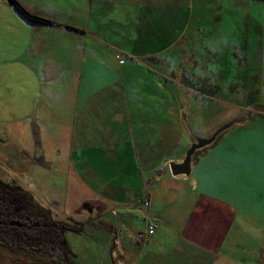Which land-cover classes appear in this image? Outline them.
I'll return each mask as SVG.
<instances>
[{
    "label": "crops",
    "instance_id": "crops-1",
    "mask_svg": "<svg viewBox=\"0 0 264 264\" xmlns=\"http://www.w3.org/2000/svg\"><path fill=\"white\" fill-rule=\"evenodd\" d=\"M18 1L33 14L61 25L44 26L32 23L21 16L12 3L0 0L2 9L0 16L4 18L0 19L3 23L2 26L0 24V49H14L13 46L17 45L19 50L17 57L21 58L32 46L39 52L54 51L60 46L58 42L64 38L73 41L75 40L73 35H86L98 41L97 47L90 49L91 54L88 59L80 58L79 64L70 63L66 66L80 67L88 63L96 66L95 58L103 55L105 46V51L111 52L113 43L109 39V12L108 16L106 13L109 5L115 0H76L74 5L65 9L63 6L66 0ZM128 1L141 2L149 8H152L151 4L158 3V0ZM6 9L10 10L11 23L5 20L8 19L4 13ZM154 15L148 13L149 20L157 23ZM65 18H69L70 23H63ZM131 20L141 33L142 26L137 24L136 18ZM79 40L82 44L88 43L85 39ZM133 44L129 48L120 47L119 44L113 47L134 58L137 52H143L145 55L150 52L136 50ZM71 45L74 47L71 51L74 52L82 47L79 42ZM245 45L247 46V43ZM83 55L85 56L86 53ZM101 63V67H105L104 58ZM50 66L62 67L60 64ZM92 66L88 67L94 68ZM125 67L126 62L123 61L119 65L120 74L113 81L119 80L121 83L118 91L102 90L107 89L112 83L111 77L105 74L106 72L102 74L104 84L100 85L101 88L97 91L92 90V87L80 90V85L77 84H80L85 74L74 70H70L63 77L61 68L47 75L45 81L41 80L42 84L36 91L37 94L35 93L34 101L39 108L38 116L48 123L45 128L42 125L39 127L38 141L42 153L34 155L38 158L40 156L43 162L48 163L54 158L48 157L49 153L45 148H60L56 158L58 166L68 167V170L74 162L102 163L104 167L99 168V172L93 165V169L88 166L87 171L85 170L88 179H92L98 175L105 178L112 173L113 168L105 167L104 163L108 162L106 155L108 158L119 159L121 158L118 156L121 152L119 147L130 149L132 157L125 155L121 159L122 165L116 170L121 182L117 187L124 193H132L133 188H139L140 195L143 196L137 203L126 199L130 195L118 202L115 200L107 202L106 199L98 197L97 192L91 189L92 185L88 181L85 182L86 179L84 181L81 174L78 177L81 181L77 180L87 190L88 196L96 195L99 198L86 197L83 200L90 202L87 203L91 207L89 211H94L97 206V212L102 214V211L108 209L110 205L122 206V210L112 208L109 221L102 222V226L113 235L111 254H114L113 258H118L117 264L121 261L127 264L128 252L124 244L126 236L130 234L128 230H123L124 226L119 223L122 218H127L124 213H129L132 217L133 229L129 225L130 218H127V225L132 230L135 241L137 232H146L150 223L155 224V230L146 236L142 246L145 243L152 244V248H157L158 252L164 254L157 264H199V261L202 264H216L217 259L219 260L217 264H237L236 258L239 257L237 250L259 255L258 258L262 257L264 260V104L256 106L260 109H250L252 104L243 107L246 112L250 110V116L226 130L213 144L201 149L194 157L192 172L188 177H176L170 172L169 164L180 161L183 156L182 150L190 143L188 132L181 124L180 115L183 116V110L177 109L176 112V108L171 107L163 117H160L157 91L149 90L147 85L146 91L142 88L139 89L140 91L134 90L132 87L128 91L123 75ZM261 73L262 71L257 73V81H252L264 84V72L263 75H260ZM68 76V82L61 85L60 77ZM86 76L89 82V72ZM90 82H93V77ZM134 82V87L136 84H139V88L144 86L142 78L141 81L134 80ZM44 83L48 85L44 86ZM49 83L54 86H49ZM249 88L247 82L244 92L248 93ZM254 92L255 84L250 92L251 97ZM105 102L107 106L108 104L111 106L106 107ZM137 107L140 109H136ZM183 108L188 113L190 128L194 131L198 130L200 127L195 128L191 124L189 104L185 103ZM68 109L69 113H65ZM30 111L25 115L30 117L34 110ZM160 119L168 126L162 128ZM251 119L253 122L250 123ZM19 130L24 132L21 125ZM93 130L95 134L91 136ZM160 143H165L170 148L161 160L157 158L155 152V148ZM126 165L131 169L130 172L126 171ZM67 174L69 175L70 172ZM132 175L136 179V184L131 182ZM68 180L66 178V181ZM146 200H149L148 207L144 205ZM75 210L78 211L77 207ZM86 218L90 217L86 216L81 221ZM136 218L139 220L137 221ZM256 227L263 230L258 246L238 247V239L242 232L246 231L249 232L247 234L252 233L256 236L258 234Z\"/></svg>",
    "mask_w": 264,
    "mask_h": 264
},
{
    "label": "rangeland",
    "instance_id": "rangeland-1",
    "mask_svg": "<svg viewBox=\"0 0 264 264\" xmlns=\"http://www.w3.org/2000/svg\"><path fill=\"white\" fill-rule=\"evenodd\" d=\"M7 1L10 3L9 0ZM75 1L66 0L63 8L74 5ZM12 6L14 7L13 4ZM151 7L141 2L131 3L128 0H115L109 5L106 15L108 16L109 12V39L113 44L110 48L111 52H106L105 46L103 55L95 58L96 66H92V63L87 64L94 68H89L87 65L66 66L70 63L79 64L80 58L88 59L91 54L90 49L97 47L98 41L86 35H73L72 37L75 38L73 41L64 38L58 42L60 46L54 51L39 52L32 46L21 58L17 57L19 52L17 45L13 46L14 49H0V152H2L0 179L14 180L22 188L27 189L36 200L51 210L57 220L80 221L84 224L81 232L69 230L65 232V240L73 264L118 263V258H113L114 254H111L113 235L102 226V222L109 221L112 208L122 210V206L110 205L100 214L97 212V206L94 211L83 207V204L90 203L83 201L86 197L118 202L130 195L126 199L137 203L143 195H140L137 187L132 189V193H124L117 187L121 182L116 170L122 165L121 159L125 155L132 157L129 148L119 147L121 151L118 155L121 157L119 159L108 158L106 155L108 162L104 163L105 167L113 170L105 178L98 175L88 179L85 175L88 166L93 169V165L99 172V168L104 167L102 163L74 162L70 170L68 167L58 166L56 158L60 148H45L49 153L48 157L54 158L51 162H41L36 159L38 157L34 154L42 153L38 141L39 127L42 125L45 128L48 123L38 116L39 108L34 101L35 93L42 84L41 80L45 81L47 75L61 68L63 77L70 70H74L85 74L80 84H77L80 85V90L92 87V90L97 91L101 88L100 85L104 84L102 74L106 72L105 74L111 77L112 83L107 89L102 90L118 91L121 83L119 80L113 81L120 74L119 65L125 61L123 75L128 91L131 87L134 90L142 88L146 91V85L149 90H156L160 117H163L171 107H175L176 112L177 109L184 110V104L188 103L191 108V124L195 128L200 127L195 131L203 134L210 133L208 132L210 129L234 118L246 119L250 116V110L246 112L243 107L249 104H252L249 105L250 109H260L256 108L257 104H264V84L253 82L257 81V73L264 72V0H158V3L151 4ZM9 11L6 9L4 13L8 18L5 20L10 22ZM148 13L155 14L157 23L149 20ZM134 18L137 24L142 26L141 33L135 28L136 24L132 23L131 19ZM63 21L70 23L71 20L65 18ZM0 24L2 26V21ZM74 33L77 34L76 31ZM79 39H85L88 43L82 44ZM74 42H79L82 46L75 52L71 51L74 49L71 45ZM103 43L106 44L104 41ZM118 44L123 48H129L133 44L136 50L150 52L146 55L137 52L134 58L116 48ZM113 45L116 47L114 48ZM101 46H103L102 42ZM83 53L86 55L84 56ZM103 58L106 61L105 67H101ZM146 58H148L147 62H145ZM51 64H60L62 67L55 68L50 66ZM87 72L90 76L89 82ZM262 73L260 75H263ZM92 77L93 82H90ZM68 78L69 76L60 77L61 85L66 84ZM141 78L144 86L139 88V84H136L134 87V80L141 81ZM185 79L189 84L185 83ZM73 82L74 79L72 84ZM247 82L250 88L249 92L245 93ZM254 84L255 92L251 101L248 97ZM47 85L44 83V86ZM49 86L54 85L49 83ZM200 87L201 90L207 87L209 94L203 96L201 91H197ZM110 106L106 104V107ZM136 109L139 110L140 107ZM30 110L34 112L29 117L25 114L31 112ZM69 111L68 109L65 113ZM180 117L182 119L181 115ZM181 124L187 125L183 120ZM20 125L24 128V132L19 130ZM160 126L165 128L168 124L160 119ZM94 134L93 130L90 135ZM168 149L170 150L165 143H160L155 148L157 158L163 159ZM186 149L182 150V154ZM139 153L142 156L140 151ZM126 166V171L130 172L131 169ZM80 174L84 181L86 179L85 182L88 181L92 185L91 189L97 192L99 198L96 195H87L89 194L87 190L77 181H81L78 178ZM131 177H133L131 182L136 184L135 177L133 175ZM66 178L69 180L66 181ZM76 207L78 211L75 210ZM124 214L130 218L129 225L133 229L131 215ZM86 216L90 218L81 221ZM127 218L119 221L124 226L122 229L128 230L130 234L126 236L124 244L128 252L127 264H157L164 254L158 252L157 248H152V244L145 243L142 246L143 242L137 243L132 230L128 228ZM136 220L138 221L139 218ZM256 228L255 230H258L256 236L252 233L247 234L249 232L246 231L242 232L238 239V247L258 246L263 230ZM237 254L239 256L236 258L237 264H262L264 261L262 257L258 258L259 255L247 254L245 251L237 250ZM0 260L3 264H17L15 258L13 260L9 252L1 247ZM120 264H123V261ZM199 264L202 263L199 261Z\"/></svg>",
    "mask_w": 264,
    "mask_h": 264
},
{
    "label": "trees",
    "instance_id": "trees-1",
    "mask_svg": "<svg viewBox=\"0 0 264 264\" xmlns=\"http://www.w3.org/2000/svg\"><path fill=\"white\" fill-rule=\"evenodd\" d=\"M11 3L32 23L61 25L33 14L18 0H11ZM185 83L189 84L187 79ZM197 91H201L203 96L209 94L207 87L202 90L200 87ZM248 99L253 100L251 96ZM40 160L43 162L41 157L38 158ZM83 225L80 221L57 220L51 210L36 200L27 189L14 180L0 179V247L20 260V264H53L55 258L65 262L69 254L71 256L65 232H81Z\"/></svg>",
    "mask_w": 264,
    "mask_h": 264
},
{
    "label": "water",
    "instance_id": "water-1",
    "mask_svg": "<svg viewBox=\"0 0 264 264\" xmlns=\"http://www.w3.org/2000/svg\"><path fill=\"white\" fill-rule=\"evenodd\" d=\"M11 3V0H9ZM183 116L182 120L187 123V125H184L186 128V131L188 132L190 143L181 157L180 161H173L169 164L170 172L173 176H185L188 177L192 172V166H193V160L196 155V153L213 144L217 138L223 134L226 130L231 128L237 123H241L244 121L245 118L239 119L234 118L230 121H227L226 123H223L222 125H219V127H216L212 130H210V133H207L205 135H200L196 133L194 130H192L188 123V113L186 110H183ZM84 208H88L91 210V207H89V204H83Z\"/></svg>",
    "mask_w": 264,
    "mask_h": 264
},
{
    "label": "built area",
    "instance_id": "built-area-1",
    "mask_svg": "<svg viewBox=\"0 0 264 264\" xmlns=\"http://www.w3.org/2000/svg\"><path fill=\"white\" fill-rule=\"evenodd\" d=\"M144 205L148 207L149 206V200L144 201ZM154 230H155V224L154 223H150L147 226L146 232H137L136 233L135 239L136 240H144L146 238V236L148 234L153 233Z\"/></svg>",
    "mask_w": 264,
    "mask_h": 264
},
{
    "label": "flooded vegetation",
    "instance_id": "flooded-vegetation-1",
    "mask_svg": "<svg viewBox=\"0 0 264 264\" xmlns=\"http://www.w3.org/2000/svg\"><path fill=\"white\" fill-rule=\"evenodd\" d=\"M10 256H11L12 259L14 260L15 257H13L12 255H10ZM7 257H8V255H7ZM15 260H16L17 264H20V260H17V259H15ZM13 262H14V261H13ZM73 263H74V262H73V258H72V256H70V254H69V256L67 257V259H66L65 262H61V261L59 260V258H55L54 261H53V264H73ZM0 264H3L1 260H0Z\"/></svg>",
    "mask_w": 264,
    "mask_h": 264
}]
</instances>
